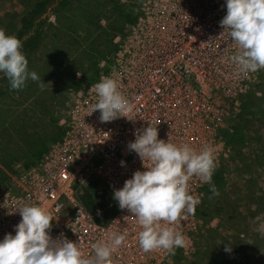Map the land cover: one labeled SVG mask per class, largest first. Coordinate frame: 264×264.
Wrapping results in <instances>:
<instances>
[{"label":"built area","instance_id":"2783aa9c","mask_svg":"<svg viewBox=\"0 0 264 264\" xmlns=\"http://www.w3.org/2000/svg\"><path fill=\"white\" fill-rule=\"evenodd\" d=\"M226 14V0H139L131 23L113 39V52L71 91L58 139L36 164L12 180L11 187L0 186V242L9 233L15 236V226L22 220L18 209L35 205L52 213L50 237L79 244L85 258L95 255L93 243L110 242L112 233L126 234V242L112 254L113 264H165L171 258L166 250L145 253L139 247L142 229L128 210L119 208L114 192L136 171H145L128 144L135 141L136 130L150 124L165 142L187 143L197 151L211 146L213 180L218 162L228 152L220 136L223 119L254 92L261 71L245 76L231 62L237 49L227 32L220 36ZM101 76L116 80L134 105L126 117L101 122L98 110L91 114L97 101L93 86ZM149 164L145 161V166ZM90 187L96 193L105 191L115 206L105 223L96 222L78 200V193ZM208 187L198 177L189 181V193L201 202ZM201 202L194 214L172 225L187 238L175 253L193 252Z\"/></svg>","mask_w":264,"mask_h":264},{"label":"clouds","instance_id":"9594fccd","mask_svg":"<svg viewBox=\"0 0 264 264\" xmlns=\"http://www.w3.org/2000/svg\"><path fill=\"white\" fill-rule=\"evenodd\" d=\"M226 8L220 36L227 32L237 49L231 62L245 76L264 69V0H226ZM22 48L18 37L0 28V73L8 79L9 90H22L27 80H39L36 72L28 71ZM93 87L97 101L91 106V114L98 110L101 122L126 117L133 110L134 105L111 77L101 76ZM134 135L135 141L128 148L139 156L145 171L138 170L126 180L123 188L114 192V199L141 227L137 238L145 253L163 249L174 255L175 249L186 245L187 238L172 225L187 219L186 214H194L201 202L189 193V181L198 177L201 183L210 185L213 195H219L212 184L214 149L205 145L197 151L187 143L165 142L158 139V129L151 124ZM145 161L150 162L149 166ZM18 212L22 220L15 226V236L9 233L0 242V264H113V252L126 242V234L112 233L110 242L93 243L95 255L85 258L79 244L50 237L51 212L35 205H24ZM225 251L230 252L231 247Z\"/></svg>","mask_w":264,"mask_h":264},{"label":"rangeland","instance_id":"374dc122","mask_svg":"<svg viewBox=\"0 0 264 264\" xmlns=\"http://www.w3.org/2000/svg\"><path fill=\"white\" fill-rule=\"evenodd\" d=\"M31 1L0 0V28L4 29L7 35L13 33L16 18L24 12L27 4ZM87 2L89 4H86ZM138 2L139 0H80L69 7L68 11L63 14V18H67V22L68 20L71 21L70 24L75 23L81 30H92L87 38L89 41L99 32L98 30L95 32L92 26H88L86 22L82 21L85 18H82L83 14L80 12L85 11L86 17L90 13L91 15L97 14L96 9H100L99 15L103 13L105 20L99 17L98 25L100 27L107 25L109 29L107 39L113 46V39L116 35H119L131 23L134 14L137 12ZM60 18H55L53 15L49 16L44 28L41 47H46V51L49 47H83L78 43L74 46L72 43L67 46L69 34H66V25L61 32H58L56 27L57 23L60 24L62 20L64 21ZM9 22L10 25H8ZM75 33L80 38L85 36L83 32L78 33L77 30ZM107 39L101 37L100 40L105 41ZM109 55L104 54L98 56L97 59L94 58V64L86 71L83 72V69L88 64H85L78 72L79 76L76 73L75 79L80 82V85L97 72L100 61H104ZM44 61V54L38 53L35 57V67L29 68L30 72L37 73L39 79H42L40 73L47 69H45ZM56 77L58 78V76ZM56 77L43 78V87L38 88L37 91L31 92L32 89H30L22 93L23 89L17 94L0 99V186L11 187L12 180L36 164L48 146L60 136L63 129L62 123L70 104L71 90L68 94L67 92L62 93L64 100L67 99L66 102L55 101L51 87L55 83L57 85V81L61 82ZM27 82L30 84V80ZM56 94L62 98L59 90L56 91ZM40 105L48 106V109L40 110ZM237 130L246 141L245 144L238 147L229 143L231 135ZM24 131L33 133L35 138L27 139ZM220 136L225 145L228 146V152L226 157L218 162L212 184L214 182L215 185L220 183V189L225 194L220 197H218L220 194L218 196L213 195L209 185L197 210L200 226L193 243V252L188 255L176 252L165 261V264L214 263V260L209 263L206 260L208 258L202 259L203 255L206 254L215 259L214 255H211L215 249V242L209 238L211 232H216L221 237L223 235L219 243L222 240L224 243H228L229 240L226 237L231 233L235 235V232H239L238 244H242L246 248L243 254L244 261L224 254L222 250L224 261L220 259V264L226 262L229 264H264V254L259 251L260 239L264 235V213H262V207H258L256 204L258 197L264 196V69H261L259 73L254 92L248 93L241 99L237 111L231 116L224 117ZM253 137L257 139L254 140L256 142L251 140ZM40 140H42L41 145ZM226 194L228 199L225 198ZM226 201H235L237 204L236 207L240 213L238 222L234 223L224 215L216 216L219 207L222 208ZM108 212L111 214V209ZM257 217H259L258 220ZM236 225H238L237 228L232 231ZM231 255H237V252L231 251Z\"/></svg>","mask_w":264,"mask_h":264},{"label":"trees","instance_id":"16d2710c","mask_svg":"<svg viewBox=\"0 0 264 264\" xmlns=\"http://www.w3.org/2000/svg\"><path fill=\"white\" fill-rule=\"evenodd\" d=\"M80 0H32L27 4V7L25 8L24 12L19 15L16 18L15 21V29L11 35H15L23 42V48L21 51L26 56V59L28 60V70L30 67L34 66L35 57L39 54H44L45 56V71L43 73H40L42 76V79H39L38 81H32L30 80V84L26 81L25 86L23 87L22 93L30 90L31 92L33 90L37 91L38 88H42L40 85L42 84V81H44L43 78H48L50 76H58L57 79H60V81H57V85H52L53 89V99L55 101H59V103L66 102L64 100V96L62 95L63 92H68L76 90L80 86V82L75 79L76 73H78L85 64H88L84 69L83 72L86 71L91 65L94 64V58L97 59L98 56H103L104 54H111L114 47L110 44L111 42L107 39V31L109 29L107 28V25L104 27H100L98 25V18L100 17L102 20L104 19L103 13L99 15L100 9L97 10V14L87 15L85 17V11H81L80 14H83L82 21L86 22L88 26H92L94 31L98 30L99 34L93 39L87 41V38L89 37V33H92V30L83 29L81 30L79 27L75 25V23H71V21H66L67 18H63V14H65L69 7ZM86 4H89L87 2ZM42 15H44L42 17ZM50 15H53L55 18L64 19L60 24H56V27L58 28V32L63 31L64 26L66 25V34L68 35V41L66 43H69L67 46H69L71 43L74 46L76 43L79 45H82L83 47H49L46 51V47L42 46L43 41V33L44 28L47 25V20ZM11 23L9 22L8 25ZM12 27V25H11ZM83 32L84 38H80L79 35H76L75 31ZM65 34V33H63ZM101 37L104 39H107L105 41H101ZM70 40V41H69ZM76 41V42H75ZM87 46V47H86ZM101 46V47H100ZM41 52V53H40ZM35 67V66H34ZM30 71V70H29ZM9 81L6 77L3 76L2 73H0V99H3L5 97H8L13 94H17L20 90H9ZM59 90L61 92L62 98H60L56 91ZM25 97V96H24ZM48 107V106H47ZM47 107H44L43 105H40V110H46ZM246 112V110H244ZM255 116V114H252ZM34 125V123H33ZM29 130V129H28ZM26 138H35V135L29 131H24ZM259 139V138H258ZM251 140H257L256 138H252ZM249 140L250 142H252ZM40 140V145H41ZM245 139L242 135L239 134V131H235L233 135H231L229 143H233L236 145V147L245 144ZM256 142V141H254ZM257 162V161H256ZM215 185V182H214ZM216 189L219 192V196L224 195L221 191V185L218 183L215 185ZM78 200L84 210L91 214L94 218V220L98 223H105L107 219L109 218V215H111L115 211V206L112 204V199L109 197V195L105 191H101L100 193H96L94 187H90L89 189L82 190L80 193H78ZM227 194H226V197ZM247 199V198H246ZM258 207H262V213H264V196L258 197ZM237 204L235 201H226L225 205L221 208L219 207V211L216 216H227L231 221L234 223L238 222V215H240L239 211L237 210ZM227 207V209H225ZM109 209H111L112 213L109 214ZM99 213V214H98ZM238 225H236L233 229H236ZM239 232H235V235L231 233L226 238L229 240L228 243H224L222 240V243H219V240L223 238V235L216 234V232H211L209 235V238L213 240L215 249L213 250V253L211 255H214L215 259L210 258L206 255H203L202 259H206L210 262L214 263L212 264H220L219 260L222 259V252L224 251V254L230 255L232 257L238 258L239 261H244V251L246 248L241 244H238L237 236ZM225 239V236H224ZM261 244L259 251H261L264 254V235L261 236ZM227 246L231 247V251H236L237 255H231L230 252H226L225 248ZM223 250V251H222ZM221 257V258H220ZM230 262V261H229ZM225 264H229L226 262Z\"/></svg>","mask_w":264,"mask_h":264},{"label":"water","instance_id":"95a60500","mask_svg":"<svg viewBox=\"0 0 264 264\" xmlns=\"http://www.w3.org/2000/svg\"><path fill=\"white\" fill-rule=\"evenodd\" d=\"M44 15H42V17H43Z\"/></svg>","mask_w":264,"mask_h":264},{"label":"crops","instance_id":"0c3cea01","mask_svg":"<svg viewBox=\"0 0 264 264\" xmlns=\"http://www.w3.org/2000/svg\"><path fill=\"white\" fill-rule=\"evenodd\" d=\"M41 158V157H40Z\"/></svg>","mask_w":264,"mask_h":264}]
</instances>
